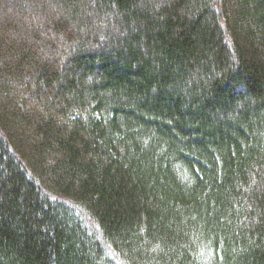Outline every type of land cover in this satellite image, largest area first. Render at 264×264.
<instances>
[{
  "label": "trees",
  "instance_id": "1",
  "mask_svg": "<svg viewBox=\"0 0 264 264\" xmlns=\"http://www.w3.org/2000/svg\"><path fill=\"white\" fill-rule=\"evenodd\" d=\"M0 264H264V0H0Z\"/></svg>",
  "mask_w": 264,
  "mask_h": 264
}]
</instances>
